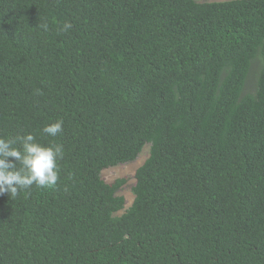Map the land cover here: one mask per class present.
<instances>
[{
	"label": "trees",
	"instance_id": "1",
	"mask_svg": "<svg viewBox=\"0 0 264 264\" xmlns=\"http://www.w3.org/2000/svg\"><path fill=\"white\" fill-rule=\"evenodd\" d=\"M29 132L59 180L0 195V264H264V0H0V136ZM147 144L117 214L102 170Z\"/></svg>",
	"mask_w": 264,
	"mask_h": 264
},
{
	"label": "clouds",
	"instance_id": "2",
	"mask_svg": "<svg viewBox=\"0 0 264 264\" xmlns=\"http://www.w3.org/2000/svg\"><path fill=\"white\" fill-rule=\"evenodd\" d=\"M48 30V25H40ZM72 28L66 21L62 32ZM43 134L56 137L63 132V120L46 124L40 130ZM63 156V145H43L31 132L18 137L0 136V195L7 193L15 198L22 190L33 185L39 188L56 186L59 180L58 160Z\"/></svg>",
	"mask_w": 264,
	"mask_h": 264
},
{
	"label": "rangeland",
	"instance_id": "3",
	"mask_svg": "<svg viewBox=\"0 0 264 264\" xmlns=\"http://www.w3.org/2000/svg\"><path fill=\"white\" fill-rule=\"evenodd\" d=\"M198 1H220V0H198ZM150 145L147 144L138 157L132 161L122 162L116 165L106 167L102 170V177L107 182H113L118 178H125L126 182L118 191L117 194L123 195L126 200L125 208L119 211L117 214H121L131 206L134 201L135 194L133 187L136 182V170L137 168L144 163V161L149 156Z\"/></svg>",
	"mask_w": 264,
	"mask_h": 264
}]
</instances>
